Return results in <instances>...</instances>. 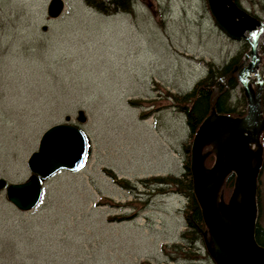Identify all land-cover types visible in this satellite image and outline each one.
<instances>
[{"label":"rangeland","instance_id":"obj_1","mask_svg":"<svg viewBox=\"0 0 264 264\" xmlns=\"http://www.w3.org/2000/svg\"><path fill=\"white\" fill-rule=\"evenodd\" d=\"M64 1L62 16L52 20L51 0H0V179L26 182L44 132L67 116L78 125L80 110L91 147L80 171H61L45 182L31 212L19 211L0 192V264H188L162 251L186 230V199L154 197L136 219L114 221L133 213L120 206L134 197L105 171L132 182L179 176L189 133L169 94L191 91L208 62L221 66L242 54L237 67L249 66L250 35L229 37L206 0H147L142 12L111 19L95 15L84 0ZM237 1L264 22V0ZM259 43L264 82V34ZM242 96L240 83L235 101ZM131 100H141V107ZM205 148L206 161L212 155L216 161L215 145ZM233 193L218 195L229 222ZM258 196L264 227V171Z\"/></svg>","mask_w":264,"mask_h":264},{"label":"water","instance_id":"obj_2","mask_svg":"<svg viewBox=\"0 0 264 264\" xmlns=\"http://www.w3.org/2000/svg\"><path fill=\"white\" fill-rule=\"evenodd\" d=\"M236 1L207 0V3L216 23L229 37L248 40L246 33L251 37V48L246 55V58H251V63L247 68L234 70L238 71L248 102V113L243 118L216 113L207 118L193 140L191 170L198 205L211 239L218 247L214 250L207 241L211 256L219 264H264V247L258 244L255 234L259 217V178L264 164L261 143L264 133L263 83L259 71V42L264 34V22L241 9ZM64 10V0H51L47 12L49 19H59ZM47 29L43 27L44 32ZM252 74L254 84L251 82ZM71 120L67 116L65 124L55 125L44 132L38 150L28 160L32 176L26 182L9 184L0 179V191L6 189L8 200L19 211L27 213L38 207L44 183L55 174L80 171L88 161L89 141L77 125L70 123ZM76 121L81 125L87 123L85 111L78 112ZM223 131L230 138L223 148L216 151L215 164L208 169L204 148ZM233 173L237 177V185L230 200V222L227 223L221 215V209H224L217 207V199L224 181Z\"/></svg>","mask_w":264,"mask_h":264},{"label":"trees","instance_id":"obj_3","mask_svg":"<svg viewBox=\"0 0 264 264\" xmlns=\"http://www.w3.org/2000/svg\"><path fill=\"white\" fill-rule=\"evenodd\" d=\"M236 3L240 8H243L238 1H236ZM255 5L259 6V4ZM262 7L261 9L264 12V6ZM250 14L257 18L255 14ZM241 56L242 54H239L221 66L208 62L206 66L207 74L196 83L191 91L169 94L168 99L172 101V108L174 111L185 116V122L189 133V140L182 142V149L181 152H179L182 160V173L179 176H155L138 179L136 182H132L127 179H119L111 170L105 171L106 175L112 179L115 184L129 193L130 196L134 197L133 203L120 206L121 208H133V213L129 216L114 218V221L123 222L136 219L140 216L141 212L145 211L150 206L151 200L154 197L176 194L186 199L187 210L184 214L186 219V230L181 233L178 243L162 247L164 255L167 256L170 261L179 260L188 264H219L211 256L207 247V241H211V236L205 224L204 216L198 205L194 191L191 153L193 140L201 125L214 113L218 115H227L233 118H243L247 115L248 102L246 97L242 96L238 98L237 101L234 99V93L240 86V81L238 77H236L234 70L239 65ZM141 103V100H131L130 102L135 108H140ZM262 103L264 107V96L262 98ZM261 141L264 145V133ZM205 149L206 148H204L203 151L204 154H206ZM214 161L215 155H212L205 162L206 167L210 169ZM263 171L264 166L262 167L261 173H263ZM236 185L237 177L233 173L225 180L222 189L224 192L227 191L231 194L234 192ZM135 203H141V206L138 208ZM259 203L260 196H258V205ZM261 205H259L260 209L263 208V204ZM196 206H198L197 209H195ZM258 221L260 220L258 219ZM255 234L258 244L264 247V227L260 222H258L256 226ZM142 264L149 263L145 262Z\"/></svg>","mask_w":264,"mask_h":264},{"label":"flooded vegetation","instance_id":"obj_4","mask_svg":"<svg viewBox=\"0 0 264 264\" xmlns=\"http://www.w3.org/2000/svg\"><path fill=\"white\" fill-rule=\"evenodd\" d=\"M146 2L147 0H84L95 15L105 19L135 15L145 9Z\"/></svg>","mask_w":264,"mask_h":264},{"label":"bare ground","instance_id":"obj_5","mask_svg":"<svg viewBox=\"0 0 264 264\" xmlns=\"http://www.w3.org/2000/svg\"><path fill=\"white\" fill-rule=\"evenodd\" d=\"M247 60H251V58L249 59V58H247ZM251 63V62H250ZM249 63V64H250ZM248 67V66H247ZM246 67V68H247ZM245 68V67H244ZM230 138V136H229V134L227 133V132H222V133H220V134H217V135H215V138L212 140V143L215 145V147H216V151H219L220 150V148H223V146L225 145V143L227 142V140ZM237 196H239V194L237 195ZM238 199H239V197H238ZM217 201H218V199H217ZM217 203V202H216ZM217 207H218V205H217ZM221 215H222V217H223V219H224V221L225 222H227V223H229V221L227 220V218L221 213ZM219 248L221 249V247L219 246Z\"/></svg>","mask_w":264,"mask_h":264}]
</instances>
